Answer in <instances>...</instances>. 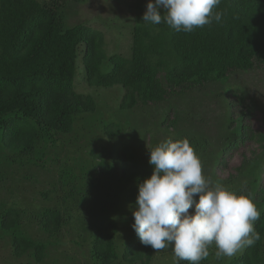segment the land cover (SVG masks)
<instances>
[{
	"label": "trees",
	"instance_id": "trees-1",
	"mask_svg": "<svg viewBox=\"0 0 264 264\" xmlns=\"http://www.w3.org/2000/svg\"><path fill=\"white\" fill-rule=\"evenodd\" d=\"M84 1L0 0V189L9 180L30 184L34 180L32 169L61 165L52 189L44 194L47 198L53 196L50 200L55 204L36 216L39 229L51 237L57 236L73 218L72 213L81 212L80 206L87 203V212L97 215L93 224L97 227L104 221V213L110 219L108 205H115L118 195L124 193L121 196L125 201L134 199L137 183L143 182V177L134 173L130 179L134 184L129 188L122 183L112 193L107 187L104 180L112 179L115 164L122 172L119 182L131 166H138L134 138L129 134V121L122 125L103 120L96 115L94 98L76 91L79 59L88 86L123 87V112L160 107L194 91L228 82L236 74L264 72V0H220L215 11L223 13L221 20L192 32H177L164 22L143 21L149 0H140L135 4L128 57L108 55L102 31L85 23L66 26L63 10L70 2ZM158 11L163 15L165 10L161 7ZM107 64L111 68L105 71ZM226 101L229 129L236 139L223 146L217 166L225 167L226 154L248 142L255 143L264 157V131L250 125L256 115L254 104L244 92L232 87L226 89ZM177 122L176 113L171 111L162 126L174 128ZM95 129L107 139L108 146H95L89 138L84 146L77 144L83 130L93 133ZM190 142L192 147L197 145L195 140ZM72 147L73 153L81 154L69 156ZM84 153L89 158H83ZM252 160L245 158L236 175L227 180L218 169L213 174L216 181L232 182L241 177L236 181L237 189L243 187L239 195H250L260 211L254 225L260 239L234 257L222 259L215 258L213 244L200 264H264V168L248 169ZM97 171L100 178L95 177ZM112 211L116 214L115 209ZM189 212L194 214V205ZM25 214L17 203L0 202V236L11 240L17 257L25 255L41 263L49 244L29 236ZM110 220V227L91 236L93 264H118L120 259L126 264H151L156 250L143 245L135 231L122 243L123 253L119 255L118 225ZM171 252L169 262L173 259ZM172 264L189 262L173 259Z\"/></svg>",
	"mask_w": 264,
	"mask_h": 264
},
{
	"label": "rangeland",
	"instance_id": "rangeland-1",
	"mask_svg": "<svg viewBox=\"0 0 264 264\" xmlns=\"http://www.w3.org/2000/svg\"><path fill=\"white\" fill-rule=\"evenodd\" d=\"M39 1L50 3L52 0ZM138 1L140 0H85L79 4L70 2L63 10L65 24L68 27L85 23L102 31L105 35L108 55L120 54L128 57L131 55L132 30L136 15L135 4ZM78 63L79 70L75 78L76 91L94 98L97 102L96 115L105 121L113 120L122 125L130 122L129 134L134 138L138 166L132 167L130 165L128 175L119 182L118 179L122 176L121 168L119 164L114 165L112 179L104 180L107 187L113 191L112 193L116 191L119 184L123 183L126 188L134 184L130 180L134 173L143 177V180L150 178L148 175H150V171H153V166L149 163L150 152L148 147H155L158 143L169 138H187L189 142L195 140L197 145L193 148L197 147L195 152L202 162L203 174L213 181H216L213 173H216L217 169L219 175L226 180L230 175H236V169L241 166L245 158L253 159V163L248 169L252 170V166L259 168L263 166L264 168V157H261L259 147L253 142L240 145L239 148L226 154L225 167H218L216 164L222 155V150L224 151L223 146L236 139V136H232L234 132L229 129L227 88L232 87L247 95L256 109V115L251 119L250 125L256 131H264V72L236 74L230 77L228 82L194 91L173 99L160 107H141L134 111L123 112L120 110V103L124 95L123 87L98 88L88 86L84 81V68L80 59ZM110 68L111 66L107 64L105 71ZM171 111L176 113L178 122L174 128L167 129L162 126V122L168 112ZM96 125L99 126L97 122ZM82 135L83 137H80L77 142L78 145L84 146L90 139L95 141L93 144L95 146L98 144H102L104 147L108 146L107 139L97 129L93 133L83 130ZM73 151V147L70 148L69 156L77 157L81 154L80 152L73 153ZM82 156L85 159L89 158L87 153ZM69 163L70 165L74 164L73 161ZM60 167L59 164H49L47 170L32 169L30 173L34 176V180L30 184L27 182L20 185L15 180L14 182L9 180L2 184L0 202L17 203V207L25 210V230L29 236L36 241H42L49 245L44 260L41 263H36L25 255L17 257L12 249L11 240L0 236V264H28L29 262L31 264H93L89 243L91 236L110 227V219L116 221L118 225L117 242L120 245L118 252L120 256L122 255V243L133 236L134 217L128 213L134 210V208L130 209L129 206L135 205L138 191H136L134 199L126 201L124 196H121L124 193L121 195L117 193L118 197L114 200L117 206L108 205V217L110 219L105 217L107 213L101 214L104 221H101L97 227L94 226V218L97 215L87 212L90 209L87 203L85 206H80L81 212L72 213L73 218L67 220L57 236L51 237L39 229L37 214H40L46 207H52L55 204L54 201L50 200L53 196L47 198L44 194L52 189V184L58 178ZM95 177H101L98 171L95 172ZM240 178L232 182H220L239 195L242 193L243 187L241 185L242 189H237L236 181ZM108 182L111 184L108 185ZM137 185L139 184L137 183ZM194 198L198 201V196ZM114 209L116 214L115 211H112ZM126 211L129 212L126 213ZM123 212L125 213L122 215ZM170 251H172L171 245L157 251L151 264H172L173 259H171L172 262H169L170 254H172ZM120 262L118 264H126L121 259Z\"/></svg>",
	"mask_w": 264,
	"mask_h": 264
},
{
	"label": "clouds",
	"instance_id": "clouds-1",
	"mask_svg": "<svg viewBox=\"0 0 264 264\" xmlns=\"http://www.w3.org/2000/svg\"><path fill=\"white\" fill-rule=\"evenodd\" d=\"M219 4L220 0H149L142 19L192 32L221 20L223 13L215 11ZM148 149L153 173L138 185L135 205L129 206L134 208L132 227L143 245L156 252L171 245L174 262L200 264L213 244L215 258L222 259L260 239L254 227L260 211L251 196L237 195L219 180L205 177L187 138H169ZM193 205L195 212L190 214Z\"/></svg>",
	"mask_w": 264,
	"mask_h": 264
}]
</instances>
